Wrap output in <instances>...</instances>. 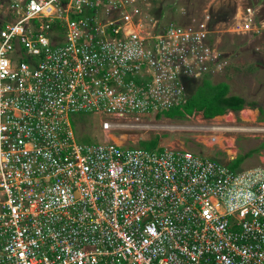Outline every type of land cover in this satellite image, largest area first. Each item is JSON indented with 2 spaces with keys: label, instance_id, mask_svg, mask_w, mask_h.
Segmentation results:
<instances>
[{
  "label": "built area",
  "instance_id": "built-area-1",
  "mask_svg": "<svg viewBox=\"0 0 264 264\" xmlns=\"http://www.w3.org/2000/svg\"><path fill=\"white\" fill-rule=\"evenodd\" d=\"M158 1L0 0V264H264V171L75 141L71 116L181 109L225 67L209 17ZM233 19L264 55V18Z\"/></svg>",
  "mask_w": 264,
  "mask_h": 264
},
{
  "label": "rangeland",
  "instance_id": "rangeland-1",
  "mask_svg": "<svg viewBox=\"0 0 264 264\" xmlns=\"http://www.w3.org/2000/svg\"><path fill=\"white\" fill-rule=\"evenodd\" d=\"M248 7L264 18V0H159L143 11L157 18L162 15L165 22L173 20L183 27L209 17L213 30L211 42L227 59L221 72L207 79L214 85L227 86L229 96H238L247 105L254 104L255 109L246 106L242 112H228L210 120L197 113L183 120L155 119V114L151 113L129 115L110 119L108 131L100 126L105 117L71 116L69 121L76 143H113L146 151L186 150L234 173L264 171V55L256 51L262 41L257 39V43H249L233 29V17ZM203 80H191L193 85L187 83L188 95L193 92L194 85ZM246 111L254 116L247 115Z\"/></svg>",
  "mask_w": 264,
  "mask_h": 264
},
{
  "label": "trees",
  "instance_id": "trees-1",
  "mask_svg": "<svg viewBox=\"0 0 264 264\" xmlns=\"http://www.w3.org/2000/svg\"><path fill=\"white\" fill-rule=\"evenodd\" d=\"M194 87L193 92L188 95L184 107L157 113L155 119L164 117L166 119L183 120L197 113L201 114L203 119L210 120L223 116L228 112H240L246 106L250 109L256 108L254 104L247 105L244 99L238 96H229L227 86L220 83L214 85L207 78L201 83H196ZM156 141H159V138H156Z\"/></svg>",
  "mask_w": 264,
  "mask_h": 264
},
{
  "label": "bare ground",
  "instance_id": "bare-ground-1",
  "mask_svg": "<svg viewBox=\"0 0 264 264\" xmlns=\"http://www.w3.org/2000/svg\"><path fill=\"white\" fill-rule=\"evenodd\" d=\"M242 112V111H241ZM244 113H246L247 115H250V116H254V113H252V112H250V111H246V112H244Z\"/></svg>",
  "mask_w": 264,
  "mask_h": 264
}]
</instances>
